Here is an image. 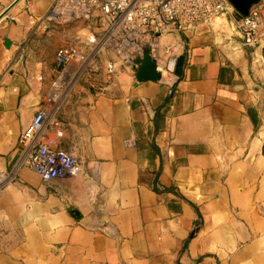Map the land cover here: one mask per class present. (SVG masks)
Returning a JSON list of instances; mask_svg holds the SVG:
<instances>
[{"label":"crops","instance_id":"crops-1","mask_svg":"<svg viewBox=\"0 0 264 264\" xmlns=\"http://www.w3.org/2000/svg\"><path fill=\"white\" fill-rule=\"evenodd\" d=\"M54 1L0 20V264H264V46H245L233 13L160 39L181 76L111 81L114 56L89 42L99 18L45 26ZM66 47L93 62L58 69ZM50 96L55 147L81 173L44 182L21 137Z\"/></svg>","mask_w":264,"mask_h":264},{"label":"built area","instance_id":"built-area-1","mask_svg":"<svg viewBox=\"0 0 264 264\" xmlns=\"http://www.w3.org/2000/svg\"><path fill=\"white\" fill-rule=\"evenodd\" d=\"M234 12L227 0H55L42 19L50 24H67L93 16L99 18L101 36L89 42L94 46V57L104 52L114 56L107 64L108 77L114 81L123 70L134 72L135 58L141 56L146 43L150 45L157 71L163 76V70L168 73L174 51L162 48V37L194 32L200 25L211 26ZM237 28L245 46L255 50L264 46V20L259 9L252 8ZM92 59L74 47H66L58 50L55 62L58 69H64L72 63L89 65ZM97 89L99 93L105 90L103 86ZM58 100L57 96L46 98L21 137L25 165L44 182L78 177L81 173L76 157L55 147L56 139L63 137L57 118ZM144 109L152 116L146 103Z\"/></svg>","mask_w":264,"mask_h":264},{"label":"water","instance_id":"water-1","mask_svg":"<svg viewBox=\"0 0 264 264\" xmlns=\"http://www.w3.org/2000/svg\"><path fill=\"white\" fill-rule=\"evenodd\" d=\"M20 0H16L8 10L0 15V20L5 17L10 9L15 6ZM231 6L234 8L237 16L242 18L249 16L251 9L258 5L261 0H227ZM177 60L172 59L168 62V71L176 72L177 75H182V70L176 69ZM133 71L135 72L137 83L144 82H160L162 80V74L157 71V66L152 59L151 56V48L149 43H146L143 48V53L141 56L135 58V66L133 67ZM75 214V218L79 219V216L75 211H71Z\"/></svg>","mask_w":264,"mask_h":264},{"label":"rangeland","instance_id":"rangeland-1","mask_svg":"<svg viewBox=\"0 0 264 264\" xmlns=\"http://www.w3.org/2000/svg\"><path fill=\"white\" fill-rule=\"evenodd\" d=\"M82 21H84V20H79V21L72 22V23H67V24H50V23L45 22L43 19H41L39 22H40L41 24H44L45 26H49V27H68V26H71V25H73V24H75V23L82 22ZM162 45H163V44H162ZM166 77H167V76H166ZM166 77H165V78H166Z\"/></svg>","mask_w":264,"mask_h":264},{"label":"bare ground","instance_id":"bare-ground-1","mask_svg":"<svg viewBox=\"0 0 264 264\" xmlns=\"http://www.w3.org/2000/svg\"><path fill=\"white\" fill-rule=\"evenodd\" d=\"M12 8H13V7H12ZM12 8H11V9H12ZM11 9H10V10H11ZM163 76H164V78L167 76V71H166V70H163Z\"/></svg>","mask_w":264,"mask_h":264}]
</instances>
